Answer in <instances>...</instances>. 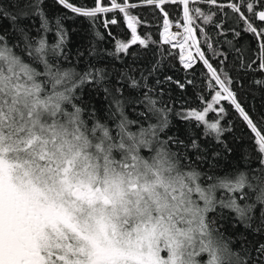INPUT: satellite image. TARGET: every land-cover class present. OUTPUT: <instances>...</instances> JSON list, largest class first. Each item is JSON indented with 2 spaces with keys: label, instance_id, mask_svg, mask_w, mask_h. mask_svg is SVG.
I'll return each instance as SVG.
<instances>
[{
  "label": "snow or ice",
  "instance_id": "snow-or-ice-1",
  "mask_svg": "<svg viewBox=\"0 0 264 264\" xmlns=\"http://www.w3.org/2000/svg\"><path fill=\"white\" fill-rule=\"evenodd\" d=\"M55 3L90 27L102 19L109 37L122 14L130 34L114 51L90 40L73 53L67 13H50L47 0H0V264H264V116L240 100L250 75L264 89V0ZM168 4L180 6L178 20ZM144 5L162 13L159 40L138 31L155 27L133 14ZM136 45L152 54L144 66ZM169 58L183 77L168 73ZM222 102L253 134L254 158L223 155L233 149ZM173 118L203 126L223 150L182 138Z\"/></svg>",
  "mask_w": 264,
  "mask_h": 264
},
{
  "label": "trees",
  "instance_id": "trees-1",
  "mask_svg": "<svg viewBox=\"0 0 264 264\" xmlns=\"http://www.w3.org/2000/svg\"><path fill=\"white\" fill-rule=\"evenodd\" d=\"M71 2L75 3L77 6L84 5L91 7L93 6V0H71ZM106 4L109 3V0H104ZM138 2V0H136ZM49 5V12L54 13L56 15H62L67 13L68 19L64 20V26L69 31V40H68V48L75 53L76 48L81 45H87L90 40H94L97 48L102 50L114 51V45L116 39H127L130 34V30L127 29L126 24L123 22L122 14L115 13L120 23L118 25L110 26V31L112 32V36L109 37L106 30L102 25V19L97 21L95 28L89 26V22L83 18L76 16L69 12L66 9H63L61 6L55 3V0H47ZM202 7L206 12L209 10L208 5L201 4ZM165 10L169 13V18L173 21L178 20L182 15V10L180 6L168 4L165 6ZM211 11L217 12L218 10L215 7L211 8ZM133 14L137 15L138 18L146 19L150 22L151 25H155V27L150 28H142L138 29V31L150 33L153 39L159 40L158 31L162 30L159 28V25L162 24V13H160L159 9H155L153 6L144 5L138 7L133 10ZM103 15V14H102ZM114 13L106 14L107 18H112ZM221 17L219 13L215 17L216 20H219ZM199 23V21H198ZM38 24V21H37ZM205 29L208 31L209 35L215 37V30L212 25H205ZM94 30H99L101 33L105 34L104 40H96L93 35ZM230 38V37H229ZM242 44L251 45L253 48L255 47V40L249 34H244L243 39L241 41ZM154 48L156 46H153ZM164 48H168V45H164ZM83 50V48H81ZM131 52H137L138 59L136 61L137 65L144 66L146 60L152 58V54L139 45L133 46L130 50ZM121 59H123L127 63H131L133 57L131 55L125 56L123 53H120ZM108 60H112L111 57L107 58ZM117 67H121L122 65L119 62H116ZM107 63V60L104 61ZM168 65L170 66L167 70L169 74H175L179 77L184 76V72L180 70L179 63L169 58L167 61ZM174 66V67H171ZM198 76H197V84L199 85L200 80L202 77L199 76V72L203 71V69L198 65ZM259 76V74H256ZM252 76L250 75L248 79L244 81L246 90L240 93V100L241 103L245 106L246 110L249 111L250 115L253 116L254 119H259V117L264 116V89H259L255 85L250 84V80ZM198 89L189 87L186 95V99L188 104L192 107H198L200 105V101L196 98ZM177 91H173V95H178ZM207 96V92L204 93ZM97 106H102L105 102L103 97H97L94 101ZM224 106L228 110V114L225 117L224 121H222V125L228 127L229 124L232 127L231 132H226L222 139L227 143V145L233 149L232 153L223 152V155L228 157V160H237L242 162V156L245 153H249L251 157H255V152L253 151L254 145L252 141V133L246 127V125L242 122L241 118L238 114L232 109V107L227 102H222ZM178 106V105H177ZM210 120L215 118L214 113H210L209 117ZM173 127L172 131H176L177 129L180 130V135L183 138L184 135L189 133H194L199 136L202 140L207 139L209 145L216 150H223V145L216 144V141L213 140L211 137H203V126L200 128L195 127V122L191 126H186L184 123L180 122L179 120L173 118ZM222 163H226V161H222Z\"/></svg>",
  "mask_w": 264,
  "mask_h": 264
},
{
  "label": "bare ground",
  "instance_id": "bare-ground-1",
  "mask_svg": "<svg viewBox=\"0 0 264 264\" xmlns=\"http://www.w3.org/2000/svg\"><path fill=\"white\" fill-rule=\"evenodd\" d=\"M177 29L175 28V26H173V28L171 29V31L175 32Z\"/></svg>",
  "mask_w": 264,
  "mask_h": 264
}]
</instances>
